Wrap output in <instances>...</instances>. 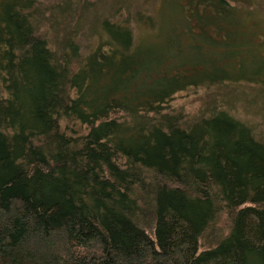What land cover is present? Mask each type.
<instances>
[{"label":"trees","instance_id":"16d2710c","mask_svg":"<svg viewBox=\"0 0 264 264\" xmlns=\"http://www.w3.org/2000/svg\"><path fill=\"white\" fill-rule=\"evenodd\" d=\"M43 3L0 0V264H264V141L229 109L188 121L168 110L197 85L230 107L239 85L264 80L252 64L216 66L231 54L203 71L190 51L194 36L206 57L238 51L240 8L172 0L176 25L149 41L136 31L155 27L150 13L115 15L83 50L72 35L54 45ZM71 4L50 12L66 29ZM225 209L236 213L218 226ZM207 230L219 241L203 246Z\"/></svg>","mask_w":264,"mask_h":264},{"label":"rangeland","instance_id":"374dc122","mask_svg":"<svg viewBox=\"0 0 264 264\" xmlns=\"http://www.w3.org/2000/svg\"><path fill=\"white\" fill-rule=\"evenodd\" d=\"M64 0H44V3L39 5L37 17L42 25V30L46 35H49V39L53 41L54 45H59L60 42H64L67 35H72L75 37V41H81L83 50H86L91 44L96 45L97 34L93 32L99 28L101 20L108 17H121L128 18L132 23L135 22V15L140 11L150 13L153 18H155V27L148 23L139 22V26L136 31V37L139 41H149L153 39L160 38L163 34L164 29H171L172 25H176L175 22L178 21V13H172L175 8L170 6L165 8L172 0H72L71 4V20L74 19L73 23L66 29L64 27L63 16L54 18L50 12H52L56 7L62 3ZM178 5L184 2V0H175ZM233 4L239 7V28L243 25L244 30L234 29V37L238 42L239 50L236 51L233 48H224V46H218L213 48L217 50V53L209 54L210 57H206L204 49L207 51L206 46L207 41L201 40V38L194 36L190 37L194 45L202 46L200 54L198 51L191 47V52L194 56H199L203 58L207 63H200L203 71H210L212 69L211 63L216 60L222 62L228 55L231 54L230 60L227 63L231 64H219L216 66L229 67L228 74L240 75L249 72V65L252 64L255 70L259 74H264V0H231ZM123 6L122 8H117ZM129 6V7H126ZM83 23V29H82ZM162 26V27H160ZM160 27V28H159ZM55 30L57 32L55 36ZM187 40L188 35L182 29L178 31ZM101 35V34H100ZM58 42H55L53 38ZM103 38L105 36L103 35ZM165 40V37L162 36ZM152 43V42H151ZM153 44V43H152ZM157 44H161L160 42ZM251 46L256 50V57L249 58L247 49ZM93 48V47H92ZM212 49V48H211ZM227 51V52H226ZM225 53L227 55H225ZM246 64L242 67H238V64ZM242 68V69H241ZM241 69V70H240ZM249 82L244 83L245 85H239L241 93L238 97L244 95L239 101L229 104L225 103L222 98L215 96L212 98L203 86H194L188 88L186 91L177 93L169 104L168 110L170 113L180 112L184 119L188 121L189 119H200L201 117L211 115L213 110L219 111L231 110L233 116L237 119L250 125L258 134V137L262 138L264 141V80L263 79H249ZM224 89V93H226ZM212 95V93H211ZM193 121V120H191ZM188 124V123H186ZM162 180V179H159ZM164 180V179H163ZM151 186L150 182H146ZM171 185H174L173 183ZM150 191V187H147ZM221 215V223L218 226H226L229 216L236 213V211H229L227 213L226 209ZM233 213V214H232ZM211 232L207 230L205 235H203L204 240L202 241L203 246L209 244H215L219 241V237L215 235H210ZM213 242V243H212Z\"/></svg>","mask_w":264,"mask_h":264}]
</instances>
